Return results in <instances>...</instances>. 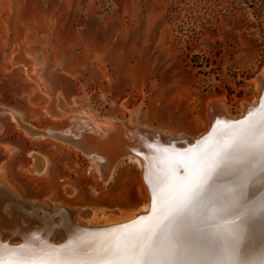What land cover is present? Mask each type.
I'll list each match as a JSON object with an SVG mask.
<instances>
[{
    "label": "rangeland",
    "instance_id": "1",
    "mask_svg": "<svg viewBox=\"0 0 264 264\" xmlns=\"http://www.w3.org/2000/svg\"><path fill=\"white\" fill-rule=\"evenodd\" d=\"M261 76L264 0H0V186L78 224L123 221L150 200L138 163L106 173L25 127L98 135L131 120L166 142L198 139L218 106L230 118L257 106Z\"/></svg>",
    "mask_w": 264,
    "mask_h": 264
},
{
    "label": "snow or ice",
    "instance_id": "2",
    "mask_svg": "<svg viewBox=\"0 0 264 264\" xmlns=\"http://www.w3.org/2000/svg\"><path fill=\"white\" fill-rule=\"evenodd\" d=\"M152 148L151 145H148ZM168 151V150H164ZM174 151V149H173ZM242 167L235 182L218 185L226 169ZM178 163L161 183L166 194L147 223L117 245L126 257L117 264H264V246L248 258L249 230L264 224V118L238 133H224L209 148ZM259 181V195L248 197ZM0 264H22L5 261Z\"/></svg>",
    "mask_w": 264,
    "mask_h": 264
},
{
    "label": "bare ground",
    "instance_id": "3",
    "mask_svg": "<svg viewBox=\"0 0 264 264\" xmlns=\"http://www.w3.org/2000/svg\"><path fill=\"white\" fill-rule=\"evenodd\" d=\"M258 83L260 84L261 88L259 87L257 89H260L261 92L259 93L261 96L264 90V76H261V78H258ZM262 104L264 105V97L262 100ZM251 105H254V104H251ZM252 107H255V106L245 105V107H243L244 109L242 110L243 113L241 116L244 117L246 113H249ZM213 108H212V111H213ZM217 108L219 109L218 117H223V120H224L223 122H225L228 116L227 115L225 116V114L223 113L222 109L219 106ZM214 113H217V112L214 111ZM214 113H213V116H215ZM242 117L239 116L238 118H232V117L231 118L232 120H237ZM214 118L216 117H213L212 119ZM252 119L246 120V122L244 123L246 126L243 129H246L250 123H255V125L259 127L261 120L258 119V120L253 121ZM130 121L131 120H128V122H126L128 125V128L132 129L136 127L134 124H132V121L131 122ZM213 123L214 122L211 123V126L209 125L210 129ZM104 125H103V127H105L104 130L102 131L99 128L101 132L98 133V135L96 134L92 137L82 132L75 133L71 129L67 131H61V132L49 131V132H43L41 134L51 135L52 137H56L61 140L67 141L79 149H80V144L84 141L85 145H87L86 149L88 150V152H84V151L83 152L92 157L96 156L98 158L99 165L103 172L110 171V169L113 168V166L116 163L124 159H127V160L129 159L130 161L138 163L141 169H143L142 178L145 181V186L147 187V190L149 192L150 200L152 198L151 196L156 195V196H159V199L157 200L159 201L161 197L166 194V187L165 185L161 183V181L166 175H168L169 171L175 167L174 162L178 161L179 159L175 157L174 155H172L171 152L165 153L163 150L161 151L160 149L161 147H156L153 149H144L141 146H137L136 148L137 151L144 152L143 154L144 159H142L141 157L137 155H132V154L125 155L121 150L116 148L115 145L110 141L111 138H117L121 136L122 133L125 138H129L128 133L121 132L120 130L122 127L121 126L122 123H120L119 121L118 122L111 121L109 124H104ZM228 125H229L228 123H223L222 126H228ZM220 127L219 129H216V130L221 131L223 133L224 131ZM25 128L28 132L30 130H33L28 127H25ZM231 129L232 131H230L229 133H238L242 130L241 127L239 129L237 128L236 129L231 128ZM144 130L147 132L145 135H150L153 141L156 140L159 144H162L156 132L148 131L147 129H144ZM179 138H187V137L180 136ZM214 138L216 139V141L214 142L211 141L212 143L210 144V146H213L219 140L220 136H217V138L216 137ZM243 171L244 169L239 166L233 169H226L224 174L217 178V184L218 185L231 184L235 182L236 180H238V178L243 174ZM247 194L249 198H252L253 195H256V196L259 195V181L258 180L256 181L255 187H253L252 185L249 186L247 190ZM150 200H149V203L144 205L141 209H139L137 213L133 214L131 217L123 221L110 223V224H104V225H91V224L84 225L83 224L84 226H87V227H95V228L104 227V229L97 230V231L94 230L95 232L93 231L94 233H91L87 237L85 234H82V235L78 234L77 237L72 236L71 238H69V241L67 245L65 246L66 247L65 251L58 249V250H54L53 252L50 251L51 252L50 254L41 255V252H46L47 249L44 248L45 246L41 244V242H38V240H35L34 238H32V240L26 244V246L29 247L27 248V250L25 251L15 250L14 252V250L10 251V249L8 248L9 243H1V241L7 242L8 240L0 238V258L4 259L5 261H8V260L17 261L18 260V261H21L22 264H117L118 261H121L124 259H130V257H126L122 251H117V245L119 244L120 247L122 248L124 241L127 240V238L130 235L134 234L141 226L147 223L148 222L147 218L151 214L148 217L145 216L142 221L136 222L131 227H126L120 230H113L111 229V226L129 222L135 219L136 216L139 214L143 216L149 213L151 211L150 210ZM2 205L3 203L0 201V206ZM3 208H6L5 211L3 210V212L4 214H7L8 207L4 205ZM58 236H60V233L58 234ZM254 240H256L257 242L259 241V244L257 245L258 247H256V249H258V251H256L257 257H258L261 247L264 246V224H262L259 220H257L249 230V240L247 244L248 248L251 246H254L253 244L249 245V243ZM10 244L13 245L14 243H10ZM255 254L256 253H254V255Z\"/></svg>",
    "mask_w": 264,
    "mask_h": 264
},
{
    "label": "water",
    "instance_id": "4",
    "mask_svg": "<svg viewBox=\"0 0 264 264\" xmlns=\"http://www.w3.org/2000/svg\"><path fill=\"white\" fill-rule=\"evenodd\" d=\"M263 97L264 90L260 98L258 99L259 101L257 106L252 107L250 112L246 113V115L240 119L232 120L228 117L226 118L225 122H223V117H216L211 129L198 139H191L189 137L169 138V141L166 142V137L158 134L162 143L159 144L156 140L153 141L150 135H145L147 132L144 129L138 126L129 129L126 121H119L120 123H122V127L120 129L121 132L128 133L129 138H125L122 133L121 136L117 138H111L110 141L125 155H137L142 159H144V152L137 151V146H141L144 149L161 147V151L168 150L164 152H171L172 155L179 159L178 161L174 162V166L179 163L181 165L180 172L182 174L184 163L190 158H195L202 150L207 149L212 143L211 141H216L214 137L217 138V136H220L221 138L222 134L232 131L231 128H245L246 125L244 123L246 122V120H250L252 118L253 121L258 119L262 120V118H264V105L262 104ZM223 123H228L229 125L222 126ZM219 127L224 131L223 133L216 130L219 129ZM29 133L33 136L47 135H42V131H37L34 129L30 130ZM86 135L91 137L94 136L93 134ZM84 145L85 143L83 141L80 144V150L88 152V150L86 149L87 145ZM148 145H151L152 148H149ZM0 187L3 188H0V201L3 203V205L0 206V238L8 240L7 242L1 241V243H9L8 248L10 249V251L14 250L15 252V250H27V248L29 247L26 246V244L30 242L32 238L38 240V242H41V244L45 246L44 248L47 249L46 252H41V255L50 254L54 250L58 249L65 251V246L67 245L69 238H71L72 236L77 237L78 234H85L87 237L97 230L104 229V227H87L82 224L76 223L74 217L78 215V212L75 210L65 208L63 206H56L55 209H53V207L48 208L41 203H29L23 200H19L14 198L6 188H4L3 186ZM151 197V211L149 213L143 216L139 214L135 219L129 222L111 226V229L120 230L126 227H131L136 222L142 221L145 216L148 217L152 212L153 196ZM156 198L158 200L159 196H156ZM4 205L8 207L7 214H4L3 212ZM80 215L81 217L87 219L92 215V213L90 210H84L82 213H80ZM59 233L60 236H58ZM10 243L14 244L11 245Z\"/></svg>",
    "mask_w": 264,
    "mask_h": 264
}]
</instances>
